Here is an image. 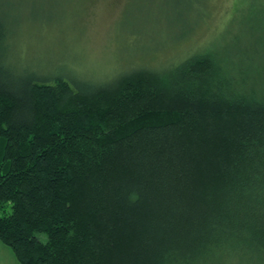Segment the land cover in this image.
I'll use <instances>...</instances> for the list:
<instances>
[{
	"label": "trees",
	"instance_id": "trees-1",
	"mask_svg": "<svg viewBox=\"0 0 264 264\" xmlns=\"http://www.w3.org/2000/svg\"><path fill=\"white\" fill-rule=\"evenodd\" d=\"M260 28L199 49L192 24L181 55L96 82L18 63L0 17V242L17 262L264 264Z\"/></svg>",
	"mask_w": 264,
	"mask_h": 264
},
{
	"label": "rangeland",
	"instance_id": "rangeland-1",
	"mask_svg": "<svg viewBox=\"0 0 264 264\" xmlns=\"http://www.w3.org/2000/svg\"><path fill=\"white\" fill-rule=\"evenodd\" d=\"M184 1L0 0V17L11 25L12 53L22 56L25 65L42 73L61 68L62 61L69 73L96 82L138 66L160 67L181 55L189 42L175 47L171 43L192 24L199 49L214 42L249 47L261 33L264 0ZM263 47L249 56L253 63H262L260 75ZM0 264H19L1 242Z\"/></svg>",
	"mask_w": 264,
	"mask_h": 264
}]
</instances>
